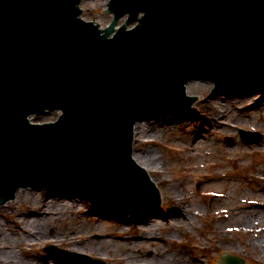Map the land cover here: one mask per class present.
<instances>
[{"label":"water","instance_id":"1","mask_svg":"<svg viewBox=\"0 0 264 264\" xmlns=\"http://www.w3.org/2000/svg\"><path fill=\"white\" fill-rule=\"evenodd\" d=\"M80 1L0 0V204L43 186L121 214L155 211L160 191L133 156L136 123L193 109V79L215 92H264V0H109L106 30L81 17ZM46 110L60 114L31 122ZM45 250L70 264H112ZM220 262L247 264L237 252Z\"/></svg>","mask_w":264,"mask_h":264},{"label":"rangeland","instance_id":"2","mask_svg":"<svg viewBox=\"0 0 264 264\" xmlns=\"http://www.w3.org/2000/svg\"><path fill=\"white\" fill-rule=\"evenodd\" d=\"M108 3L81 0V16L106 30L113 21L111 11L105 10ZM126 21L117 20L115 27ZM189 83L205 87L188 93L201 97L193 109L146 118L135 134L133 154L158 185L159 208L118 214L84 193L21 188L14 199L0 204V252L15 253L7 254V260L0 256V264H68L44 250L49 244L112 264H220L222 254L234 252L247 264H264V137L248 143L239 135L241 127L264 134V106H258L264 92L225 90L253 95L218 107L214 100L208 103L210 96L222 95L211 81ZM57 115L42 112L32 120L44 122ZM22 191L27 197L19 200ZM151 214L155 223L130 225L131 219ZM37 216L47 221L38 225Z\"/></svg>","mask_w":264,"mask_h":264},{"label":"bare ground","instance_id":"3","mask_svg":"<svg viewBox=\"0 0 264 264\" xmlns=\"http://www.w3.org/2000/svg\"><path fill=\"white\" fill-rule=\"evenodd\" d=\"M187 89H188V93H193V92L200 93L202 90L205 89V87H203V85H201V84L200 85H197V84L194 85V83H189ZM223 91H225V90H223ZM219 92H221L222 95L216 94V95L210 96L209 97L210 100H208L209 101L208 103H210L212 100H214L215 102H218V103H212V104H219L218 107H222L220 102L221 103H227L228 102L229 104H231V102L233 101V98H236V97H238V98L239 97L240 98L251 97L253 95V92H251V91H240V92H227V91H225L224 93L222 91H218L217 93H219ZM260 98H261V102H259V105H258L259 107L264 106V97L260 96ZM169 120H170L169 122H171V123L175 121V119H173V118H170ZM169 122L165 121L164 123L168 124ZM138 124L135 127V134H137V129L140 127V125H138ZM153 155L150 154V157H153ZM31 193L32 192H28L29 196H30ZM31 195H33V194H31ZM25 197H27V194L25 193V191H22L18 195V199L19 200H23V199H25ZM151 218H153V219H151ZM155 218H158V217H155ZM148 219H151V220H148ZM34 220L37 221L38 225H40V223L42 221L43 222L47 221L45 216L44 217L37 216V218L34 219ZM153 220H155V219H154V216H152V214L150 216L149 215H147V216H137V218H134V220L131 219L130 225L145 226V225H148L147 223H152V222L155 223ZM138 236H140V235L139 234L135 235V237H138ZM143 238H141V239H143ZM7 254H12L14 256L15 253L10 251V252H5V254H4V250H2L0 252V256L4 260H7ZM165 256H166V258H168L167 255H165ZM23 264H34V263H32V262H30V263L29 262H23Z\"/></svg>","mask_w":264,"mask_h":264}]
</instances>
